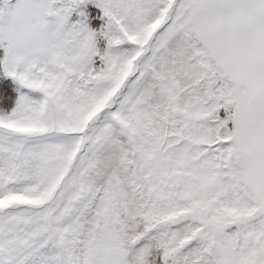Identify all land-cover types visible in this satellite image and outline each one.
Instances as JSON below:
<instances>
[{"label": "snow or ice", "instance_id": "obj_1", "mask_svg": "<svg viewBox=\"0 0 264 264\" xmlns=\"http://www.w3.org/2000/svg\"><path fill=\"white\" fill-rule=\"evenodd\" d=\"M0 264H264V0H0Z\"/></svg>", "mask_w": 264, "mask_h": 264}]
</instances>
